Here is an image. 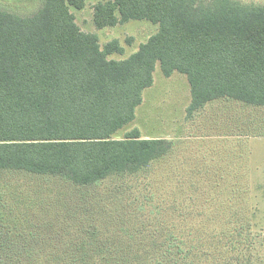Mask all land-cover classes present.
Here are the masks:
<instances>
[{
    "label": "trees",
    "instance_id": "1",
    "mask_svg": "<svg viewBox=\"0 0 264 264\" xmlns=\"http://www.w3.org/2000/svg\"><path fill=\"white\" fill-rule=\"evenodd\" d=\"M84 3L42 0L28 16L0 9V174L61 180L66 193L146 170L167 156L174 147L169 138H145L137 129L114 137L134 119L157 63L165 76L186 75L189 115L218 98L264 109V6L234 0L98 1L96 28L129 19L159 25L134 53L115 60L108 56L123 52L116 40L101 47L95 34L76 23L71 8ZM259 120H251L254 129L264 126ZM125 191L116 186L112 194ZM62 197L58 193L46 213H61ZM30 204L28 210L45 211L42 199ZM134 204H127L133 211L127 217H96L101 229L115 228L102 242L83 228L47 238L60 234L53 217L23 219L0 200V264H264V234L255 231L251 218L218 235L195 237L177 234V219ZM46 217L52 220L42 221ZM77 217L62 218V227L85 222Z\"/></svg>",
    "mask_w": 264,
    "mask_h": 264
},
{
    "label": "rangeland",
    "instance_id": "2",
    "mask_svg": "<svg viewBox=\"0 0 264 264\" xmlns=\"http://www.w3.org/2000/svg\"><path fill=\"white\" fill-rule=\"evenodd\" d=\"M98 1L106 0H85L82 8H71V11L78 26L84 32L95 34L101 47L112 40L119 43L123 52L110 54V59L127 58L159 29L157 23L146 19H129L114 26L96 28L93 7ZM195 1L208 4L212 0ZM234 1L249 7L264 6V0ZM41 3L42 0H0V9L28 16L35 13ZM141 99L134 110V119L114 137H124L137 129L145 138H169L174 147L167 156L151 163L146 170L106 179L94 187L72 188L66 193L61 180L4 172L0 174V200L12 205L23 219L53 217V220L46 217L42 221L52 220L60 234L47 238L76 234L83 228L90 229L87 232L94 230L105 242L115 228L101 229L100 218L96 217H127L133 212L127 205L130 202H135V207L143 203L145 211L156 208L159 216L177 219L181 224L175 229L177 234L215 236L249 218L256 225L255 231L264 234V126L254 129L251 123L252 119H264V109L230 98H218L189 115L191 93L186 75L173 72L165 76L158 63L153 71V83L142 91ZM116 186L126 189L125 193L113 196L112 189ZM58 193L64 199L61 213H46L51 201L57 202ZM36 199H42L45 211L38 207L26 208ZM16 201L22 205H16ZM35 213L39 214L32 215ZM76 217L85 222L62 227L65 220L71 222ZM83 236L80 232L78 237ZM73 244L69 243L68 247ZM259 250L263 252L264 245Z\"/></svg>",
    "mask_w": 264,
    "mask_h": 264
}]
</instances>
